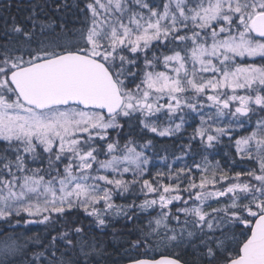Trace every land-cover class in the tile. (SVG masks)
Here are the masks:
<instances>
[{
	"label": "snow or ice",
	"instance_id": "obj_1",
	"mask_svg": "<svg viewBox=\"0 0 264 264\" xmlns=\"http://www.w3.org/2000/svg\"><path fill=\"white\" fill-rule=\"evenodd\" d=\"M20 4L0 264H264V0Z\"/></svg>",
	"mask_w": 264,
	"mask_h": 264
},
{
	"label": "trees",
	"instance_id": "obj_2",
	"mask_svg": "<svg viewBox=\"0 0 264 264\" xmlns=\"http://www.w3.org/2000/svg\"><path fill=\"white\" fill-rule=\"evenodd\" d=\"M3 2H4V0H0V3H3ZM25 3H26V0H25ZM15 4H20V0H15ZM20 6L23 7V4H20ZM10 14H12V15H16L17 14L15 5L11 9V13ZM7 15H8V13L0 11V24L3 23V19ZM164 147H168L169 150H171V147H172L171 146V142L166 140L165 138H158V148H160L162 150ZM117 202L118 203H122V201H119V200ZM30 227L32 228L33 232L41 230L40 226H38V225H31ZM116 230H118V231H127V229H124L121 224H117L116 225ZM114 243H116L117 246H118L117 242H114ZM113 258L116 259V260L120 259V257L115 252H113Z\"/></svg>",
	"mask_w": 264,
	"mask_h": 264
}]
</instances>
